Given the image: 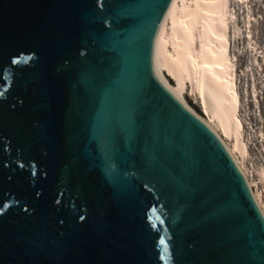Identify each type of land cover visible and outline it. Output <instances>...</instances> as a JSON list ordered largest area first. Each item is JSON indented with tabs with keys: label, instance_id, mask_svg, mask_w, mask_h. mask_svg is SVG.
<instances>
[{
	"label": "water",
	"instance_id": "water-1",
	"mask_svg": "<svg viewBox=\"0 0 264 264\" xmlns=\"http://www.w3.org/2000/svg\"><path fill=\"white\" fill-rule=\"evenodd\" d=\"M169 3L0 0V264H169L157 233L261 264L242 175L152 73Z\"/></svg>",
	"mask_w": 264,
	"mask_h": 264
},
{
	"label": "bare ground",
	"instance_id": "bare-ground-1",
	"mask_svg": "<svg viewBox=\"0 0 264 264\" xmlns=\"http://www.w3.org/2000/svg\"><path fill=\"white\" fill-rule=\"evenodd\" d=\"M245 1L242 19L249 38L253 15ZM230 5L232 1L229 0H170L153 40L152 73L220 142L242 175L264 220L260 193L244 164L248 151L238 114L240 99L237 84L240 77L236 75L232 47L231 51L230 46L228 48V43L240 37L242 31L236 26V14ZM251 39L246 40V49L254 51ZM263 60L264 57L258 62L254 56L245 67L249 76L248 93L254 108L257 92L264 88V77L260 87L255 88L249 69L255 66V70L259 71ZM242 87L245 88L244 81ZM186 92L196 101L194 104H198L200 112L187 102L184 97ZM257 172L259 180L264 181V166H259Z\"/></svg>",
	"mask_w": 264,
	"mask_h": 264
},
{
	"label": "rangeland",
	"instance_id": "rangeland-1",
	"mask_svg": "<svg viewBox=\"0 0 264 264\" xmlns=\"http://www.w3.org/2000/svg\"><path fill=\"white\" fill-rule=\"evenodd\" d=\"M242 2H246L245 0ZM248 8L253 15V19L249 25L250 29V38L251 44L255 45V50H259L258 56L256 59L258 62L264 57V0H247ZM236 5V9L239 8V12L236 13V26L241 27L243 25L245 5ZM246 9V8H245ZM240 13V14H239ZM242 31V29H240ZM240 40H237V39ZM232 40V53L235 55L234 63L235 70L238 69V77H240L237 90L240 96V106H239V116L243 125V133L246 137L247 151L248 155L245 158L244 164L251 175V180H253L256 185L255 188L260 193L263 205H264V181L259 180L257 169L259 166H264V88H261L257 92V101L255 108L250 104V94L248 93V81L249 76L248 72H245V67L247 63L250 64L249 59L254 57V53L246 49V43L243 39L242 34L240 37ZM245 42V43H244ZM238 52L236 53L235 50ZM245 47V48H244ZM240 49V50H239ZM247 51H246V50ZM254 50V51H255ZM245 66V67H244ZM241 70V72H240ZM250 75H252V80H254L255 88H259L262 83V78L264 77V60L260 63L259 71L255 70V66H251L249 69ZM235 74V73H234ZM245 82V88L242 87V82ZM244 89V90H243ZM187 102L197 111L200 112L198 104H194L196 101L193 98L186 94L184 95ZM244 99V100H243ZM243 100V101H242ZM257 137H260L258 139Z\"/></svg>",
	"mask_w": 264,
	"mask_h": 264
},
{
	"label": "snow or ice",
	"instance_id": "snow-or-ice-1",
	"mask_svg": "<svg viewBox=\"0 0 264 264\" xmlns=\"http://www.w3.org/2000/svg\"><path fill=\"white\" fill-rule=\"evenodd\" d=\"M12 64H15L16 61L12 60L11 61ZM3 95V94H0ZM21 168L24 167V165H20ZM81 220L84 219L83 216L80 217ZM150 219V218H149ZM262 231H264V226H262ZM171 238H167L164 235H159V233H157V243H156V247H157V256H158V260L159 261H164L165 256L167 255L168 260H169V264H175L174 261V253L171 251V243H170ZM261 244V250L262 253H264V240L260 241ZM160 245H166V248H161ZM261 264H264V255L261 256Z\"/></svg>",
	"mask_w": 264,
	"mask_h": 264
}]
</instances>
